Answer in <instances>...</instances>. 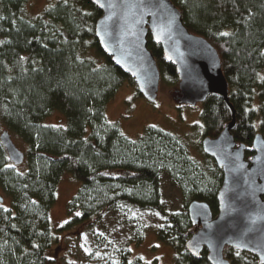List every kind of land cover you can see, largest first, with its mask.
Listing matches in <instances>:
<instances>
[{
	"label": "trees",
	"instance_id": "obj_1",
	"mask_svg": "<svg viewBox=\"0 0 264 264\" xmlns=\"http://www.w3.org/2000/svg\"><path fill=\"white\" fill-rule=\"evenodd\" d=\"M26 1L0 0V126L25 148L20 168L0 143V188L10 199L7 206L0 203V264H62L58 235L72 227L85 233L81 264H145L131 258L130 244L143 239L153 214L168 222V231L159 227L155 234L174 250L175 264H210L205 248L197 258L185 249L198 229L187 206L199 200L217 211L223 173L202 152L201 139L216 137L230 122L223 99L207 96L200 124H193L201 129L202 160L189 155L182 138L153 125L129 138L105 117V104L120 85L135 82L99 46L95 22L102 10L90 0H55L30 15ZM169 1L188 31L217 51L235 110L231 133L249 159L255 136L264 140V0ZM147 47L160 83L176 88L175 66L150 33ZM136 95L142 96L137 88ZM54 110L65 126L43 123ZM63 173L80 185L67 204L69 220L55 228L49 210ZM162 174L182 191L181 213L163 210ZM107 214L118 218L124 237L97 230ZM223 255L231 264H259L254 254L232 247Z\"/></svg>",
	"mask_w": 264,
	"mask_h": 264
},
{
	"label": "water",
	"instance_id": "obj_2",
	"mask_svg": "<svg viewBox=\"0 0 264 264\" xmlns=\"http://www.w3.org/2000/svg\"><path fill=\"white\" fill-rule=\"evenodd\" d=\"M90 1L102 10L95 22L100 48L134 79L143 98L155 102L160 83V72L147 47L150 33L165 60L175 66L180 104L194 106L209 95H217L230 111V122L216 137L201 139L202 152L214 160L223 180L216 195V213L205 201L188 204V218L198 229L185 242V249L197 258L205 248L210 264H231L223 255L227 246L252 253L264 264V140L259 134L255 136L249 159L245 158V145L236 144L231 133L235 110L217 51L188 31L181 13L169 0ZM0 143L13 165L23 163L24 152L7 129L0 131Z\"/></svg>",
	"mask_w": 264,
	"mask_h": 264
},
{
	"label": "rangeland",
	"instance_id": "obj_3",
	"mask_svg": "<svg viewBox=\"0 0 264 264\" xmlns=\"http://www.w3.org/2000/svg\"><path fill=\"white\" fill-rule=\"evenodd\" d=\"M52 1L55 0H27V11L30 15H35ZM262 51L264 52V47ZM90 55L95 56L92 50ZM178 96L179 92L174 83L172 85L159 83L156 101L151 103L142 96L136 95L135 85L124 81L111 99L106 102L105 117L108 121L116 123L121 132L132 139L139 137L148 125L159 127L182 138L188 146L189 155L196 160H202V154L198 147L201 129L193 127L194 123L200 124L202 103L198 102L194 106L180 104ZM43 123L65 126L66 119L59 111L54 110L43 119ZM255 123L258 124L257 121ZM3 129L6 128L0 126V131ZM9 134L15 145L24 152L25 148L20 139ZM19 166L24 168L25 163ZM79 185L80 183L68 173H63L60 176L56 186L55 201L49 210V216L55 228L63 226L65 221L69 220L67 204ZM160 188L163 210L168 213H181L184 209V198L180 187L173 183L167 175L162 174ZM0 195L3 197L1 203H4L5 206L9 205L10 199L2 193L1 188ZM146 224L149 226L143 239L130 244L131 258H141L145 264H175L174 250L160 242L155 234L159 227L168 231V222L164 221L161 216L153 214L146 220ZM97 230L102 232L111 230L113 233L116 232V236L123 235V237L126 234L124 232L126 229L119 224L118 218L113 214L104 216L97 224ZM71 231L72 234H70ZM75 231V227H72L58 235L59 243L56 248L60 247L57 253L62 264H81L83 262L84 251L87 248L83 242L85 233L77 234Z\"/></svg>",
	"mask_w": 264,
	"mask_h": 264
},
{
	"label": "snow or ice",
	"instance_id": "obj_4",
	"mask_svg": "<svg viewBox=\"0 0 264 264\" xmlns=\"http://www.w3.org/2000/svg\"><path fill=\"white\" fill-rule=\"evenodd\" d=\"M224 35H228L227 33H224ZM77 215H80V213H77ZM65 223H67V221H65Z\"/></svg>",
	"mask_w": 264,
	"mask_h": 264
}]
</instances>
